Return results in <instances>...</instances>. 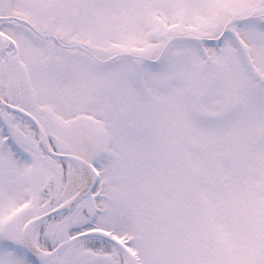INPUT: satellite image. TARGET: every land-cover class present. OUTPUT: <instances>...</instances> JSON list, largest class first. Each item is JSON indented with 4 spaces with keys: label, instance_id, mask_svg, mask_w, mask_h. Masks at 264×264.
<instances>
[{
    "label": "snow or ice",
    "instance_id": "6c2138e0",
    "mask_svg": "<svg viewBox=\"0 0 264 264\" xmlns=\"http://www.w3.org/2000/svg\"><path fill=\"white\" fill-rule=\"evenodd\" d=\"M0 264H264V0H0Z\"/></svg>",
    "mask_w": 264,
    "mask_h": 264
}]
</instances>
